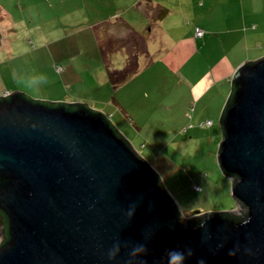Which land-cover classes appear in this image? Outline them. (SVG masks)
<instances>
[{"label":"water","instance_id":"1","mask_svg":"<svg viewBox=\"0 0 264 264\" xmlns=\"http://www.w3.org/2000/svg\"><path fill=\"white\" fill-rule=\"evenodd\" d=\"M220 124L217 163L237 206L186 219L104 113L1 96L0 264H128L124 246L137 244L144 264L185 248V264H264V57L235 71ZM117 240L122 254L110 261Z\"/></svg>","mask_w":264,"mask_h":264},{"label":"crops","instance_id":"2","mask_svg":"<svg viewBox=\"0 0 264 264\" xmlns=\"http://www.w3.org/2000/svg\"><path fill=\"white\" fill-rule=\"evenodd\" d=\"M78 2L0 0V25L4 27L8 47L12 43L10 35L21 27L27 28L30 38L34 35L46 47L53 45L58 50L71 51L70 59L66 55L68 65L78 58L89 60L92 56H99L108 64L107 58L114 53L125 60L137 53L138 72L121 85L110 83L120 95H112V100L99 106L95 103L96 108L102 109L98 111L116 117L112 124L122 133L121 126L128 124L138 133L147 128V122L142 124L137 116L140 100L158 94L159 123L168 143L186 145L199 140L194 133L199 123L204 126L211 121L214 126L218 118L220 123L237 68L264 57V0H110L104 8L101 0H87L77 8ZM50 10L52 14L48 15ZM161 10H166V15L160 18ZM77 11L81 18H77ZM27 20L31 22L29 27L25 25ZM37 20L40 22L34 25ZM105 23L119 26L121 33L115 34L116 39L103 33L101 26ZM44 26H48L50 33L57 31L58 38L53 40V34L44 32ZM196 28L204 31L202 37L195 35ZM122 33L135 40L129 43ZM101 37L108 38L105 46L101 45ZM103 47L110 50L105 56ZM77 48L78 53L74 52ZM69 70L60 73L57 82L61 84ZM152 71L158 72L156 87L158 82L162 84L161 91L154 94L149 89ZM171 77L177 79L176 85ZM0 78L3 79L1 75ZM106 81L109 83L108 76ZM135 82L137 88L131 85ZM4 91L0 97L10 94ZM143 109L148 112L146 105Z\"/></svg>","mask_w":264,"mask_h":264},{"label":"rangeland","instance_id":"3","mask_svg":"<svg viewBox=\"0 0 264 264\" xmlns=\"http://www.w3.org/2000/svg\"><path fill=\"white\" fill-rule=\"evenodd\" d=\"M78 1L80 4L77 8L82 7L84 1L87 0H77V4ZM101 1L103 8L107 1L108 4L110 2V0ZM52 11L55 12V10ZM78 13L80 11H77V18H81L82 15H78ZM47 14H52L51 10ZM39 22L40 20H37L34 25ZM30 24L29 20L25 23L27 27L31 26ZM101 27L104 28L103 33L107 37L110 33L116 39L115 34L121 33L117 24L105 23ZM0 32L3 37V40L0 41V61L2 63L0 75L3 77V79L0 78V94H3L4 90H8L10 93L19 91L33 100L83 103L97 111L102 109L96 108L95 103H97L96 106H99L102 102L112 100V95L113 97L115 94L120 95L121 92L115 88L112 90L110 82L107 83L106 71L107 69L120 70L124 68L126 60L120 56L121 54L109 55L108 64L101 61L99 56H92L89 60L88 58L83 60L78 58L68 65L66 61L71 58V51L58 50L53 45L46 47L36 40L34 35L31 39L27 28L21 27L16 33L10 35L12 43L9 47L2 24L0 25ZM44 32L53 34V40L59 36L57 31L50 33L48 26H44ZM124 37L129 38L130 42L135 40L131 35ZM107 40L108 38L103 37L102 40L101 37V45L108 43ZM77 49L74 52L78 53L79 48ZM67 53L68 59L66 58ZM101 59L104 58L101 57ZM65 69L67 72L70 69V73L64 76V80L60 84L57 82L60 80L58 75ZM34 75H44L47 82L38 88H28L21 83L22 77ZM149 76L152 81V86L149 88L150 92L153 94L160 92L162 84L158 82L156 87L157 80L155 79L158 72L152 71ZM171 79L174 84L177 82L175 77H171ZM53 81L57 83L51 84ZM131 85L138 87L136 82ZM160 102L161 99L158 94L152 95L149 99L140 100L141 111L137 113V116L142 124L145 122L148 124L143 132L138 133L133 126L129 127V124L128 127L120 125L124 133L119 132L127 137L139 155L160 175L165 189L178 203L186 219L196 214L228 212L235 209L237 203L231 195V181L225 177L217 163L219 144L222 139L219 118L214 121V126H202L200 123L199 126L197 125L198 128L194 133H197L196 137H199V140L191 141L186 145H170L167 138H164L165 131L159 123L161 122L158 108ZM145 105L148 112L145 111L146 107H144L145 110L143 109ZM179 116H182V113ZM112 118L116 122V117ZM112 118L109 117L111 122H113ZM217 134H220V137H217ZM196 188L199 190L197 191Z\"/></svg>","mask_w":264,"mask_h":264},{"label":"clouds","instance_id":"4","mask_svg":"<svg viewBox=\"0 0 264 264\" xmlns=\"http://www.w3.org/2000/svg\"><path fill=\"white\" fill-rule=\"evenodd\" d=\"M47 82V78L44 75H34L28 77H22L21 83L28 88H38L40 85ZM134 207L129 209V219L134 215ZM127 250V255L129 257L128 264H144L142 257L146 254L147 249L142 244L133 245L130 249L127 245L124 246ZM238 250V249H237ZM122 254L121 242L117 240L111 248L107 251V259L110 261H116L119 256ZM193 251L190 248L185 249H171L166 252V261L165 264H185L187 258L193 255ZM231 256H235L236 253L231 251L229 253ZM198 264H204V261L201 259L198 261Z\"/></svg>","mask_w":264,"mask_h":264},{"label":"trees","instance_id":"5","mask_svg":"<svg viewBox=\"0 0 264 264\" xmlns=\"http://www.w3.org/2000/svg\"><path fill=\"white\" fill-rule=\"evenodd\" d=\"M166 15V10H161L159 13V17H163ZM129 43H131L129 41ZM108 49L106 47L102 48L103 56H105ZM140 51V48L138 49ZM139 70V63L137 61V53L135 55L128 56L124 68L120 70H108L107 75L109 82L113 86H118L126 81H128L129 78H131L133 75H135ZM3 227L0 225V236L3 234Z\"/></svg>","mask_w":264,"mask_h":264},{"label":"built area","instance_id":"6","mask_svg":"<svg viewBox=\"0 0 264 264\" xmlns=\"http://www.w3.org/2000/svg\"><path fill=\"white\" fill-rule=\"evenodd\" d=\"M203 34H204V31H203L202 29H200V28H196V30H195V35H196L197 37H202ZM211 124H212L211 121H208V122L205 123V125H208V126H210ZM196 190L198 191L199 188H196Z\"/></svg>","mask_w":264,"mask_h":264}]
</instances>
